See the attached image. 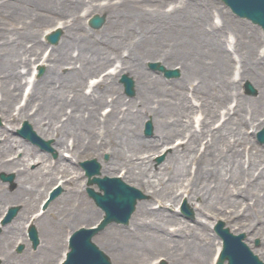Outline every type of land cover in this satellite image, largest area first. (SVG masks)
<instances>
[{
  "label": "bare ground",
  "instance_id": "bare-ground-1",
  "mask_svg": "<svg viewBox=\"0 0 264 264\" xmlns=\"http://www.w3.org/2000/svg\"><path fill=\"white\" fill-rule=\"evenodd\" d=\"M56 1L0 3V35L5 36H0V114L4 120L0 127V172L15 170L17 174L14 191L0 180V214L7 204L24 202L18 214L29 216L26 208L33 205L35 192L43 183L53 185L62 179L65 189L54 201L60 209L52 221L41 216L37 219L42 236L40 254L18 255L4 250L10 238L22 231L23 222L17 215L3 227L8 240H3V245L0 238L1 264H53L55 248L63 239H57L60 229L56 227L75 229L78 223L102 215L101 206L84 195L83 173L74 163L89 152L110 153L100 173H116L151 194V199L137 201L127 226L112 224L98 235L100 247H115L116 259L137 264L142 260L138 257L150 250L148 245H157V249H167L169 264H213L220 259L222 242L210 232L208 217H223L248 235H262L264 242V147L247 131L256 120L264 123L263 36L243 22L245 30H239L228 10L213 6L212 0H175L170 8L173 0H121L119 13L108 15L117 26L116 32L93 39L78 22H66L62 26L67 27V33L52 47L50 59L51 52L45 55L48 45L43 48L45 42L33 26L39 25L38 19L53 20L59 7L56 4H62ZM210 4L216 9L208 13ZM26 13L34 15L32 26L26 15L22 17ZM20 17L19 28L13 27L12 19ZM62 23L57 19L53 25ZM225 24L234 29L231 35L226 33V40L220 31ZM121 27H127L126 34ZM8 29L18 35L15 41L5 35ZM169 36L181 43L183 56L164 49ZM24 37L35 43L25 44ZM127 41H134L133 47L119 50ZM74 44L76 53L74 48L68 49ZM233 51L243 61L242 69L236 65ZM29 52L50 62L42 79L35 77V69H21L31 67ZM156 55L167 65L182 60L180 89L151 78L145 63ZM114 64L115 68H110ZM63 65H69L66 73L60 71ZM253 70L257 74H250ZM123 72L133 75L134 97L122 93L118 77ZM251 76L259 90L253 102L238 86L242 78ZM185 83L192 95L183 92ZM196 105L204 112L193 113ZM147 118L155 124L152 137L142 134ZM19 119L32 122L40 136L54 138L53 145L60 151L56 161L12 135ZM176 135L182 139L173 138ZM16 145L18 150L24 145L22 157L12 156ZM160 151L166 158L154 166L153 156ZM43 190L48 194L47 188ZM183 197L195 210L191 222L174 209ZM261 252L264 261V249Z\"/></svg>",
  "mask_w": 264,
  "mask_h": 264
},
{
  "label": "rangeland",
  "instance_id": "rangeland-1",
  "mask_svg": "<svg viewBox=\"0 0 264 264\" xmlns=\"http://www.w3.org/2000/svg\"><path fill=\"white\" fill-rule=\"evenodd\" d=\"M13 1H15V0H0V3H2V2H8V3H11V2H13ZM56 0H54V2H55ZM62 1V4H60V3H58V4H56V5H58L59 7L57 8V10H56V12L54 13V16L52 15V17H54L53 18V20H50V22H43V19H38V22H39V25H34L33 27L35 28V31L37 32V33H39V36L38 37H40V39H41V41L42 42H45V44H43V48H45V46H46V44L49 46V48H47L46 50H45V55H49V53L51 52V55H49V58L51 59V57H52V53H53V50H52V47L53 46H55V45H49L48 44V40L46 39V32L45 33H43V31L44 30H51V29H53V23L55 22V20H57V19H61V20H63L64 22V24H66V22L67 23H71V22H78L79 24H80V26H82L83 27V30H84V32H88V33H91V37L93 38V39H98V38H104L105 37V35H107V34H112V33H114V32H116V31H113V30H115V28L117 27L116 26V24L113 22V21H109V16H108V20L105 22V24L101 27V28H98V29H96V28H93V27H91L89 24H88V17L90 16V15H92V14H94V13H101V12H106L108 15H110V14H112L111 12H114V13H119V6H120V1L121 0H61ZM57 2V1H56ZM170 3H171V5L168 7V8H170V7H172V5H175L176 4V1L175 0H173V1H169ZM212 2H214V4H213V6H215V7H217V8H224L225 10H228V12H229V14H230V16H232V18H233V21L238 25L237 26V28L239 29V30H245V27H243V25L240 23V22H243L244 23V25L246 26V28H248V27H250L249 29L250 30H257V32L261 35V36H263V38H264V30L262 29V27H260L259 25H257V24H254L251 20H249V19H247V18H242V17H240V16H238V15H236L231 9H230V7L229 6H227L226 4H224L221 0H212ZM116 6L118 7V8H116ZM211 4L208 6V8H209V11H208V13H210V11L212 10V11H215V7H213ZM69 7V8H68ZM68 9V10H66V11H64L63 12V9ZM39 11L41 10L40 8L38 9ZM62 10V11H61ZM217 12V11H216ZM215 12V13H216ZM32 13H26V14H22V17H24V15H26L28 18H27V21H28V25H30V26H32V23H34V15H31ZM40 15V14H39ZM214 16V15H213ZM6 17V16H5ZM215 18L216 19H220L219 17H216L215 16ZM23 20V18H13L12 19V26L13 27H17V28H19L18 26H16L17 24H19V22H21V20ZM76 19H78V20H76ZM209 20L211 19V16L208 18ZM214 19V18H213ZM10 19H7V20H5V21H9ZM76 20V21H75ZM212 20V19H211ZM21 25V24H20ZM248 29V30H249ZM232 30H234L233 28H230L227 24H225L224 26H223V28L222 29H220V31H222L225 35H224V39L226 40V36L228 35H231L232 33H233V31ZM121 31H123V34H126V32H127V27L126 28H124V27H121ZM83 32V31H82ZM231 32V33H230ZM66 33H67V27H64V34H63V37L66 35ZM226 33H228L227 35H226ZM41 34V35H40ZM5 35H8V37H9V39L10 40H13V41H15L17 38H18V35L16 34V32L15 31H12V30H10V29H8L7 30V33L5 34ZM217 35V37H216V39H219V36H218V34H216ZM0 36H2V38H4L5 36H3V35H0ZM125 38V37H124ZM214 39H215V37H214ZM23 42L25 43V44H29V45H31V44H34L35 43V41L34 40H32V38H30V37H24L23 39ZM220 40V39H219ZM161 41V40H160ZM170 41H172L171 43H170ZM155 42V41H154ZM153 42V43H154ZM163 43V42H162ZM161 42H159V44H162ZM230 43V42H229ZM228 43V44H229ZM133 44H134V41H127V42H125V43H123V44H120L119 46H118V49L119 50H128L130 47H133ZM165 46H164V49L165 50H168V51H174L175 52V54H177V55H179V56H183L184 55V51H182V49H181V43H179V42H176V39L174 38V37H172V36H169V41H168V43L167 42H165V43H163ZM180 48H179V47ZM263 46V45H262ZM72 48H74V52L76 53L77 51V44H74V45H70V46H68V49L71 51L72 50ZM262 48V47H261ZM178 49H179V53H178ZM124 52V51H123ZM126 52V51H125ZM232 53H236L235 51H233ZM242 53V51L240 52V54ZM161 55H156V59L154 58V59H148L147 61H146V63H145V65H146V70L147 71H149L150 72V75H151V78H153V79H156V78H158V79H161V80H163V81H166L167 82V85H170V88L172 89L173 87H175V88H177V89H180L183 85L181 84V75H180V77H178V78H166V77H164L162 74H159V73H157V72H155V71H153V70H151L149 67H148V61H151V60H155V61H157V60H160V61H162V59H160L161 57H160ZM27 57H32V60H31V67H30V65H28V66H23V67H21V69H24L25 71H28V69L30 68H35L36 70H37V74H36V78H38V79H42V77L45 75V72H46V69H47V65L50 63L49 62V60H44V58L43 59H41V58H39V56H35L32 52H29L28 53V55H27ZM235 58H236V60H235V63H236V65L237 66H242L243 65V61H240V57H238L237 56V53L235 54ZM44 61V62H43ZM182 60H179V61H177V62H175L174 63V65H167V64H165L167 67H174V66H176V65H179L180 64V62H181ZM113 62V61H112ZM163 62V61H162ZM77 63H78V61H77ZM114 63V62H113ZM176 63H178V64H176ZM79 64V63H78ZM176 64V65H175ZM218 65V64H217ZM44 67V71L40 74V68L41 67ZM110 66V65H109ZM115 66H116V64H114V65H111L110 67L111 68H115ZM180 66V65H179ZM217 67H219V66H217ZM241 69H242V67H241ZM67 70H69V65H63L61 68H60V71L61 72H63V73H66L67 72ZM243 70H245V66L243 67ZM259 71V70H258ZM262 72H263V74H264V69H262L261 70ZM123 73H128L129 74V72H123ZM123 73H121V75L118 77V83L122 86V93H123V95H125L126 97H134L135 95H136V93L133 95V96H130V95H128L127 93H126V91H125V88H124V85H123V83L120 81V78H121V76L123 75ZM250 74H252V75H255V74H257V73H255V70H253L252 72H250ZM26 75H28V72L26 73ZM132 77H133V75H131ZM172 80L173 81H176V83H177V85H176V83H173L172 84ZM178 80H179V82H178ZM247 80L248 81H251L252 82V84H253V86L256 88V94H248V91H247V89H246V83H247ZM176 85V86H175ZM238 86H239V92L242 94V95H244L245 97H248V98H250L249 100L251 101V102H253V100L258 96L257 94V91L259 92V90H258V86H257V83L255 82V78L253 77V76H251V78L250 77H248V78H242L241 79V81L238 83ZM186 90H187V92L190 94V95H192V93H193V91L192 90H189V89H187L186 88V83H185V86L183 87V92H186ZM232 102H233V104L235 103V101H233L232 100ZM219 105V104H218ZM106 107V106H105ZM197 111H199V112H204V110H203V108L202 107H199L198 105H196L195 107H194V109H193V113H195V112H197ZM199 112H197V114L199 113ZM195 115V114H194ZM150 119V118H149ZM148 118L146 119V120H144V122H143V124H142V134L144 135V136H146V137H152V136H154V134H155V124L153 123V132H152V134L151 135H147L146 134V132H145V125H146V121L147 120H149ZM25 120H27V119H22V120H17L16 122H14V124H19V127H15L14 129H12L11 130V133H12V135L14 136V137H16V138H20V139H22L23 141H25V142H27V143H29L30 145H32L33 147H36L39 151H43V152H46L47 153V158L50 160V161H56L58 158H59V155H60V151L59 150H57L55 147H54V138H52V137H50V136H41L45 141H49L50 142V146H51V148L52 149H46V148H44L43 146H40V145H36V144H33L30 140H28V139H26L25 137H23L22 135H20V133H19V129L23 126V123H24V121ZM259 122H261V121H259V120H256L253 124H251V125H249L248 127H247V131H248V133H250L251 135H253V138L255 139V141L260 145V146H262V147H264V143H262L261 141H260V139H259V131L261 130V129H263L264 128V123L261 125ZM31 124H32V122H30ZM1 125L2 126H4V120H3V117L1 116V114H0V127H1ZM32 127L34 128V126H33V124H32ZM34 130H35V128H34ZM253 131V132H252ZM39 135V134H38ZM178 135H176L175 137H173V138H176ZM178 138H179V140L180 139H182V136H178ZM173 141V140H172ZM171 141V142H172ZM204 141H206V140H204ZM0 142H1V140H0ZM22 146H24V145H22ZM20 147V150H18V147L19 146H15L16 148L14 149V151H15V153L12 155V156H17V157H22L23 156V147ZM90 158H96L99 162H100V165H101V169H102V163L103 162H105V161H108V160H110V153L109 152H107V151H105V152H103V154H98V153H92V152H89V153H87V154H85L83 157H81L79 160H74V163L76 164V166H77V169L80 171V172H82L83 173V175H82V177H81V180H82V184H83V189H84V195L92 202V203H94L98 208H100L96 203H95V201L93 200V198L92 197H90V195L88 194V191H87V187H88V180H89V177L87 176V173H86V170H85V168L82 166V161L83 160H86V159H90ZM165 158H166V153L164 152V151H160L159 153H156L154 156H153V163H154V166L156 165V166H159L164 160H165ZM264 159V158H263ZM76 161V162H75ZM260 163L262 162L263 163V160L262 161H259ZM32 167H33V165H31ZM5 173H6V175H10V174H14V178H13V180L11 181V180H7V181H5V180H3L1 177H0V180L1 181H4L6 184H7V189L9 190V191H14V190H16L17 189V185H14V180H16V171L15 170H12V171H4ZM0 175H1V172H0ZM105 175H109V174H106V173H103L102 171H101V173H100V175H98V176H100V177H104ZM109 176H111V175H109ZM112 176H116V173L115 174H113ZM14 181V182H13ZM48 181V180H47ZM125 182H127V183H129L130 185H134V184H132L131 182H128V181H126V180H124ZM60 183H62V179H60ZM60 183H55V184H53L52 185V183L51 182H47L46 184L45 183H43L40 187H38V189H37V192H35L36 194H35V201H33L32 202V204L33 205H30V206H28V208H26V210L27 211H29V213L30 212H32V211H38V206H40L41 204H42V202H43V200L46 198V196H47V192H44V190L43 189H45V188H47V191L48 190H52V188L54 189V188H57V187H61L62 189H61V192L49 203V205H48V208H47V210H46V212L44 213V215H42L41 216V218H43L45 221H47V222H51L52 220V218L57 214V211H59V209H60V207L57 205V204H55L54 203V201L56 200V198H58L63 192H64V187L63 186H61V184ZM36 186V185H35ZM94 188H96V189H99L98 188V185L97 184H93L92 185ZM134 186H136L138 189H140L141 191H142V193L143 194H145V196L146 197H144L143 199H151V194L150 193H148V192H146V191H144L142 188H140V187H138L137 185H134ZM5 198H2L1 199V205H5V202H3V201H5L4 200ZM13 203H15V202H13ZM12 203V204H13ZM11 204V203H10ZM16 205H19V208L20 207H22V206H25L24 205V202H19V203H16ZM155 205H158V203H155ZM177 205V206H176ZM175 205V207H174V209L175 210H177L178 211V213H179V215L182 217V219H187V220H189L190 222L193 220V218L195 217V210H194V207H193V205L191 204V202H189L188 201V199H187V197H183L181 200H180V202L179 203H177ZM229 208V207H228ZM101 209V208H100ZM169 210H172L173 211V208H169ZM187 210L188 211H190V212H192V214L190 213L189 214V212H187ZM36 211V212H37ZM101 211H102V215H100L99 217L97 216L95 219H93V220H90L89 222H80V223H78L79 225L77 226V228L78 227H80V226H91L92 224H94V223H96V222H98L100 219H102L103 218V216H104V210H102L101 209ZM250 212V216L251 217H254L253 216V211H249ZM60 213H62V214H65V211L64 210H61L60 211ZM38 214V213H37ZM27 216H28V214H26L25 212L24 213H19L18 214V221H20L21 223L22 222H24L23 220H26V218H27ZM208 219V221L211 223V224H209V225H212L211 226V229H210V232L211 233H213V234H215V236L217 237V238H220L221 239V242H222V247H221V250L223 249V246H224V242H223V240H222V238L220 237V235H219V233L217 232V226H218V223H219V221H223L224 222V226L225 227H228V228H230V230L233 232V233H235V234H241V233H244V235H245V238H244V242L248 245V247H250V249L252 250V252L254 253V254H257L259 257L262 255V252L261 251H263V249H264V242H263V239H262V235H260V234H256V235H248L247 233H246V230H240V229H238L237 227H235V226H233V225H231V223L229 224V223H227V221L223 218V217H208L207 218ZM38 222V221H37ZM23 224V223H22ZM112 224H115V225H121V226H127L128 225V223L126 224V223H117V222H111V223H109V224H107L106 226H105V228L103 229V230H101V231H99L97 234H95V236H94V241H96L98 244H100L98 241H97V237H98V235H100L106 228H108L110 225H112ZM37 225H38V223H37ZM57 229H60V233L58 234V235H60V236H58V238L57 239H60V238H63V239H61V242H62V245L64 244L63 242H64V240H66L67 238H68V236L70 235V233H72L75 229H77V228H75V229H72V228H69V229H67L66 227L64 228V226H63V228H58V227H56ZM38 229H40V226H38ZM21 230H24L25 231V229L24 228H22L21 227ZM4 231L5 230H3L2 229V231L0 232V238H1V242H2V244L3 245H5L4 243H3V240H8V238H5V236H4ZM40 231V230H39ZM21 233V232H20ZM17 234H19V233H17ZM40 236H41V234H40ZM42 237V236H41ZM16 240H17V238L15 239V237H13L12 239L10 238V242H11V244H13V242H15L16 243ZM157 245H148L147 247H149L148 249H150V250H148V251H146V252H144V255L143 254H141V256L140 257H138V258H140V259H142L141 261H137L136 263L138 264V263H142L143 262V264H158V261L160 260V257L161 256H163L164 258H167L168 259V257L170 256L168 253H167V249H162V248H155ZM61 247V246H60ZM59 247V248H60ZM102 247L103 248H105L108 252H109V254H110V256H111V258H112V260L114 261V263L115 264H129V262H126V261H123V260H119V259H116V257L114 256V246H109L108 244H103L102 245ZM4 250L6 251V252H8V245H5L4 246ZM13 248H14V246H13ZM58 248V247H57ZM58 248V249H59ZM167 248V247H166ZM25 249H26V247L22 250V251H16L15 249H13L14 251H16V253L17 254H22L23 252H25ZM28 250V249H27ZM2 252L0 251V254H1ZM261 258V257H260ZM1 260V259H0ZM169 261H170V259H169ZM1 262V261H0ZM216 263V261H214V263L213 264H215ZM135 264V263H134ZM166 264H169V262H166ZM225 264H227V263H225Z\"/></svg>",
  "mask_w": 264,
  "mask_h": 264
},
{
  "label": "water",
  "instance_id": "water-1",
  "mask_svg": "<svg viewBox=\"0 0 264 264\" xmlns=\"http://www.w3.org/2000/svg\"><path fill=\"white\" fill-rule=\"evenodd\" d=\"M229 4L232 9L241 16H246L252 19L255 23L261 24L264 28V0H224ZM105 20V16L95 15L92 18V25L100 27ZM61 31L52 33L49 38L56 42L60 37ZM154 68L164 70L167 75L175 76L179 74L178 70L166 69L160 63H151ZM122 81L125 83L126 90L129 94L134 93L133 79L124 75ZM248 90L255 92L252 84L248 83ZM147 132L150 133L152 124L148 122ZM24 135L34 139L33 132L30 124L26 122V127L23 130ZM260 137L264 141V129L260 132ZM83 165L88 170V175L100 172L99 162L93 158L83 162ZM98 182L100 188L105 190V194L94 190L89 187V194L95 199L98 205H100L106 211L103 222L98 227L81 228L76 231L71 240L70 257L66 264H112L106 253L99 248V246L92 241L93 235L103 228L107 223L111 221L128 222L135 207L138 198L145 197L140 190L130 186L123 182L119 178L95 177L90 180V183ZM16 211V208L13 209ZM223 225V222H221ZM223 236L226 239V248L221 255L218 264H224L226 258L229 259V264H264L256 255H254L250 249L242 242L244 234L239 236L232 235L228 232V229L222 230Z\"/></svg>",
  "mask_w": 264,
  "mask_h": 264
},
{
  "label": "flooded vegetation",
  "instance_id": "flooded-vegetation-1",
  "mask_svg": "<svg viewBox=\"0 0 264 264\" xmlns=\"http://www.w3.org/2000/svg\"><path fill=\"white\" fill-rule=\"evenodd\" d=\"M61 245H58L57 247L59 248ZM55 248V251H54V259H53V264H56V260L59 259V256L61 254V250H62V246L58 249V248ZM38 248H39V244L36 246V247H33L32 244H30L27 252L23 253V254H28V256H30L31 254H34V255H39V251H38ZM20 255V254H18ZM3 253L0 254V259H1V262L3 261ZM0 262V264H1Z\"/></svg>",
  "mask_w": 264,
  "mask_h": 264
}]
</instances>
